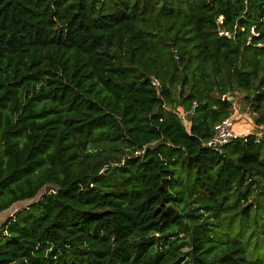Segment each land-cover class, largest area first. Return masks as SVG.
Wrapping results in <instances>:
<instances>
[{
	"label": "trees",
	"instance_id": "1",
	"mask_svg": "<svg viewBox=\"0 0 264 264\" xmlns=\"http://www.w3.org/2000/svg\"><path fill=\"white\" fill-rule=\"evenodd\" d=\"M236 91L264 125V0H0V212L45 188L0 264H264L209 221L264 179V133L205 145Z\"/></svg>",
	"mask_w": 264,
	"mask_h": 264
},
{
	"label": "rangeland",
	"instance_id": "2",
	"mask_svg": "<svg viewBox=\"0 0 264 264\" xmlns=\"http://www.w3.org/2000/svg\"><path fill=\"white\" fill-rule=\"evenodd\" d=\"M244 92L236 91L232 96L228 95L227 97L233 100L231 107V114L229 119L231 124L237 132L246 133L253 132L257 135L264 133V125L256 124L254 116L256 113H253L249 108L246 100L244 99ZM183 121V120H182ZM183 123L188 127V120H184ZM247 130V131H246ZM242 193L243 190L239 189ZM45 191V188L41 189L40 192L31 199H24L17 201L11 205L8 209L0 212V225L12 214L19 211L20 209L30 206L32 203L36 202L40 195ZM260 191H264V179L261 180L257 185L251 186V196L247 200H240L238 203H230L228 206L227 213L225 214L226 219L223 218L216 219L215 217H210L209 221L212 223L213 236L214 238L220 239L221 232L224 230V227L230 226L232 229L239 228L241 220L246 221L247 218L244 217L242 211L246 206L249 208V219L247 220L248 232L253 231L254 237L251 240L252 243H256L259 249H264V201L262 197L258 195ZM234 196H230V201H234Z\"/></svg>",
	"mask_w": 264,
	"mask_h": 264
},
{
	"label": "built area",
	"instance_id": "3",
	"mask_svg": "<svg viewBox=\"0 0 264 264\" xmlns=\"http://www.w3.org/2000/svg\"><path fill=\"white\" fill-rule=\"evenodd\" d=\"M195 106H196V103L193 102L190 111H178V114L181 120L183 121L187 120V115L194 110ZM214 129H215L214 135L205 142V145L207 147H210L216 150H220L225 144H227L233 139L245 136L246 134H249V133H253L251 131L250 132L248 131L246 133L237 132L236 130H234L229 117L219 121L214 126Z\"/></svg>",
	"mask_w": 264,
	"mask_h": 264
}]
</instances>
